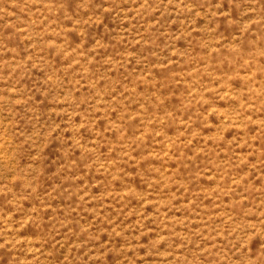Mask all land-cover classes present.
I'll return each mask as SVG.
<instances>
[{
    "label": "rangeland",
    "instance_id": "obj_1",
    "mask_svg": "<svg viewBox=\"0 0 264 264\" xmlns=\"http://www.w3.org/2000/svg\"><path fill=\"white\" fill-rule=\"evenodd\" d=\"M0 264H264V0H0Z\"/></svg>",
    "mask_w": 264,
    "mask_h": 264
}]
</instances>
